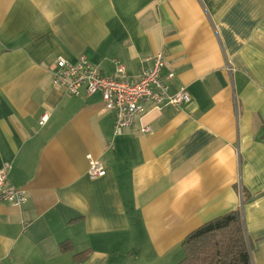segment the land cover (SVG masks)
Segmentation results:
<instances>
[{
	"label": "crops",
	"instance_id": "obj_1",
	"mask_svg": "<svg viewBox=\"0 0 264 264\" xmlns=\"http://www.w3.org/2000/svg\"><path fill=\"white\" fill-rule=\"evenodd\" d=\"M158 51L190 100L117 135L99 93L52 86L58 55L133 76ZM4 165L26 201L0 203V264H175L187 233L237 208L264 264V0H0Z\"/></svg>",
	"mask_w": 264,
	"mask_h": 264
},
{
	"label": "built area",
	"instance_id": "obj_2",
	"mask_svg": "<svg viewBox=\"0 0 264 264\" xmlns=\"http://www.w3.org/2000/svg\"><path fill=\"white\" fill-rule=\"evenodd\" d=\"M149 59L150 66L133 76H129L118 61L113 72L104 75L84 55L78 56L75 61L58 55L49 64L52 86L75 97L99 93L105 109L113 114V133L117 135L152 108L175 107L190 100L184 87H179L172 93L169 91L168 80L173 77V73L163 74V52H155ZM46 119L47 114H43L39 124ZM143 130L148 131L149 128ZM86 159V174L89 178L95 179L104 175L106 169L103 161L91 154H86ZM7 168L8 165L0 168V203L18 207L26 201V195L20 188L7 186Z\"/></svg>",
	"mask_w": 264,
	"mask_h": 264
},
{
	"label": "trees",
	"instance_id": "obj_3",
	"mask_svg": "<svg viewBox=\"0 0 264 264\" xmlns=\"http://www.w3.org/2000/svg\"><path fill=\"white\" fill-rule=\"evenodd\" d=\"M242 218L237 208L187 233L181 244L184 256L175 264H252ZM61 248L68 249L67 242Z\"/></svg>",
	"mask_w": 264,
	"mask_h": 264
}]
</instances>
